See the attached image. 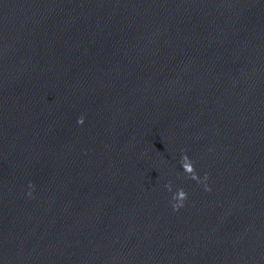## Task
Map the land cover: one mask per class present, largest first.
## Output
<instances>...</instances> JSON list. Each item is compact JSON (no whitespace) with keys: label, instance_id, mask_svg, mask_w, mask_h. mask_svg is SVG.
I'll use <instances>...</instances> for the list:
<instances>
[{"label":"water","instance_id":"95a60500","mask_svg":"<svg viewBox=\"0 0 264 264\" xmlns=\"http://www.w3.org/2000/svg\"><path fill=\"white\" fill-rule=\"evenodd\" d=\"M0 264H264V0H0Z\"/></svg>","mask_w":264,"mask_h":264},{"label":"clouds","instance_id":"9594fccd","mask_svg":"<svg viewBox=\"0 0 264 264\" xmlns=\"http://www.w3.org/2000/svg\"><path fill=\"white\" fill-rule=\"evenodd\" d=\"M165 187H169V189H170V186L169 185H165ZM173 198H175V197H173ZM173 207H175V205H173Z\"/></svg>","mask_w":264,"mask_h":264}]
</instances>
